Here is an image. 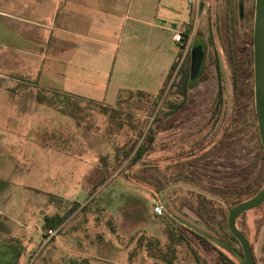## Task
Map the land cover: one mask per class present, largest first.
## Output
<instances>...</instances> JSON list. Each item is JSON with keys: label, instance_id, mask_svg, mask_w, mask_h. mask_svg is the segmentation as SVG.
<instances>
[{"label": "rangeland", "instance_id": "rangeland-1", "mask_svg": "<svg viewBox=\"0 0 264 264\" xmlns=\"http://www.w3.org/2000/svg\"><path fill=\"white\" fill-rule=\"evenodd\" d=\"M43 2L0 0V264H82L84 260L92 264L95 261L93 255H97L89 250L92 224L106 219L108 214L122 212L126 206L123 203L131 204L132 215H146L152 204L160 201L158 190H162L163 197L174 211L189 221L202 223L195 211L200 200L197 195L212 200L213 195L205 191L209 186L211 190L220 187L226 192L239 191L245 185L250 190L262 183L264 174L256 176L259 163H255L254 173L249 175L247 162L252 159L251 154L242 156V162L239 161L238 150L248 148L249 152L255 151V140L250 135V128L245 130V124L241 125V135L235 138L241 140L235 142L233 148L226 145L220 167L214 169L217 170L212 178L204 174L207 170L200 165L185 178L187 184L172 181L177 165L192 153L194 147H189L192 140L202 137L204 130H197L200 127L197 118L203 121L205 107L214 96L216 78L212 55L215 47L210 41L216 46L225 93L230 79L226 56L228 49L231 52L230 34L241 67L247 68L251 52V76L247 81H251L253 92L252 36L248 34L247 14L251 9L252 32L254 0H190L189 12L187 0H169V3L162 0L156 18H147V21L168 26L170 30L154 27L153 32L146 25L144 34L137 41L128 40L126 32L129 25L138 24L131 20L136 17L133 10L141 8V2L130 0L127 18H131L123 19L119 29L123 27L125 32L111 40L114 47L67 35L70 47L63 51L58 45V38L64 35L56 22L58 10L50 12ZM237 2L245 8V20L238 18ZM180 21L188 23L185 28L191 38L186 49L180 50L176 61L178 46L173 37ZM92 31L87 29L86 33ZM104 33L108 34V31ZM153 34L155 42L151 38ZM76 43H81V49L74 45ZM198 44L204 47L206 65L194 83L186 86L187 96L183 99L177 92L180 87L176 83L183 69L189 68L191 49L195 52V62L200 60ZM85 48L93 50L96 56ZM120 50H124L127 60H121L115 54ZM110 53L116 55V60H112L115 55L109 60ZM60 54L68 56L60 61ZM86 55V60H81V56L85 58ZM172 61L176 64L169 70ZM76 63L91 65L93 70L77 69ZM83 71L91 74L88 77L96 76L95 81L86 79L80 83L77 75ZM118 84L121 90L115 92ZM36 90L49 97L53 106L38 103ZM68 96L82 99L85 114L80 124L61 111L66 108ZM227 98L230 103L229 94ZM242 100L245 103L243 97ZM182 101L178 112L170 113L169 103ZM101 105L119 106V112L129 116H122V129H116L100 112ZM245 112L242 118L247 123ZM148 134L154 139L143 157L146 168H130L122 157L120 146L127 139L130 145L136 144ZM61 136L65 139L60 140ZM59 147H63L70 157L57 151ZM76 158L82 163L77 167L68 166V162ZM93 163L98 164V171L92 169ZM152 169H156L155 181L149 179ZM161 174L165 176V183L170 181L162 189L157 188ZM187 181L195 183L190 185ZM107 184L115 188L108 190ZM123 186L129 187L126 192L130 201H122L119 195H115L125 191ZM202 207L207 222L215 224L216 219L222 218V215H214L209 203H202ZM217 207L221 212L225 211L224 204ZM163 209L154 221L159 227L152 228V221L145 219L136 222L144 231L140 234L143 237L139 244L141 248H129L126 257L119 252L114 262L104 263L221 264L218 261L220 251L231 256L216 245L220 251L202 244L188 231L184 234L185 241L174 239L171 246L166 247L169 240L162 227L174 225L170 210ZM53 215L64 216V219L56 226L57 235L42 244L40 236L48 227L44 218ZM237 225L246 232L258 258L263 260L264 205L244 212ZM228 239L236 250L240 248L237 240ZM146 240H157V244L147 245ZM145 248H174L175 257L167 263L151 257ZM262 262L264 264V260Z\"/></svg>", "mask_w": 264, "mask_h": 264}, {"label": "crops", "instance_id": "crops-1", "mask_svg": "<svg viewBox=\"0 0 264 264\" xmlns=\"http://www.w3.org/2000/svg\"><path fill=\"white\" fill-rule=\"evenodd\" d=\"M43 2L45 5L50 8V12H54V10H58V14L56 16V22L58 23V28L61 30V33L64 34L63 36L58 38V45L60 46V50L69 49V39L67 35H70L76 39H83V40H89L94 41L97 43H101L105 46L114 47L111 40H115L117 37H120V33H124L123 27L119 29L121 24L123 23V19L127 18V13L130 11V0H44ZM141 2V8H135L133 10V13L136 15V17H132L133 22H136L138 24H131L127 28L126 36L128 40H134L137 41L142 35L144 34V26H149L150 28L156 27L157 29L169 31L168 26L164 25H155L154 23L147 21V18H156L157 15V9L161 6L162 0H140ZM166 2L169 3V0H166ZM189 2L190 0H187V6H188V12L190 10L189 8ZM149 12V14H148ZM131 17L128 16L127 19H130ZM150 22V23H149ZM180 25H184L187 27L188 23H185L184 21H180L179 24H177V28ZM124 26V24L122 25ZM87 29H92L93 33H86ZM107 29V30H106ZM104 31H108L107 33H104ZM154 32V30H153ZM66 35V36H65ZM153 38V41L155 42V34L151 36ZM178 46V53L180 52V44L178 42H175ZM73 45V43H72ZM74 45H77L78 49H81V43H76ZM86 51H88L91 55L96 56L95 52L93 50H89L88 48H85ZM124 50H120V52L115 53L117 54L121 60H127L128 56L125 55ZM76 52V51H75ZM70 53V52H69ZM114 54V55H115ZM66 54H60L59 59L62 61ZM111 55V56H110ZM112 53L108 54L109 60L113 58ZM68 56V55H66ZM88 55H86L85 58L81 56V60H86ZM101 60H104L101 56ZM112 60H116V55ZM174 60V59H173ZM173 62V61H172ZM76 67L80 69H87L88 71H92L93 67L91 65H85V64H79L76 63ZM171 65V64H170ZM170 68V67H169ZM168 72V71H167ZM80 77L79 82L83 83V81H86V79H92L95 81L96 76H91L90 73H87L83 71V73H80L77 75ZM83 77V78H82ZM91 81V83H93ZM108 85V84H107ZM121 85L118 84L117 89L115 92L121 90ZM63 136L60 137V140H64ZM50 150L51 148L48 147ZM57 151L65 152V149L63 147H59ZM67 157H70L66 153ZM82 161L78 158L70 160L68 162V166H78L81 164ZM92 169H95L98 171V164L93 163L91 165ZM108 187V188H107ZM107 189L112 190L115 188V186H112L111 184H107ZM105 188V186H104ZM103 188V189H104ZM105 188V189H106ZM129 189V187L123 186L122 190L125 191H119L115 195H119V198H121L122 201H130V196L128 192H126ZM112 195H114L112 193ZM160 203V201H157ZM156 203V202H154ZM153 203V204H154ZM125 208L122 212L117 214H108L106 219H100L98 222L92 224L91 228V247L90 252L97 254L96 256L93 255V258L95 259L92 264H106L104 263L112 261L114 262L117 258V253L120 252L124 255V257L127 256V250L129 248H141V246H137L136 244V237H139L142 231L140 225H136V222L145 219L147 221H152V228L159 227V225L155 224L156 220L159 215H156L151 210L146 215H132L131 214V204H125L123 203ZM152 204V205H153ZM130 210V211H127ZM103 221V222H102ZM155 221V222H154ZM65 223H67L65 221ZM63 224V223H62ZM64 225V224H63ZM62 225H60L61 227ZM138 227V229H137ZM72 240V239H71ZM124 248V249H122ZM120 257H118V261ZM93 259V260H94ZM108 264V263H107ZM120 263V261L118 262Z\"/></svg>", "mask_w": 264, "mask_h": 264}, {"label": "flooded vegetation", "instance_id": "flooded-vegetation-1", "mask_svg": "<svg viewBox=\"0 0 264 264\" xmlns=\"http://www.w3.org/2000/svg\"><path fill=\"white\" fill-rule=\"evenodd\" d=\"M237 10H238V18L245 20V15H244L245 8L242 7L240 2H237ZM210 35L212 36L211 32H210ZM211 36H208V37H211ZM211 39L212 38H209V40H211ZM210 43L212 44V47H215V48H213L214 53L212 55L213 56L212 65H213V69H214L213 71L215 73V78H216L214 96L210 100V103L205 107L206 115H205V118L203 119V121L201 122L200 120H202V119L197 118V123L200 126L197 128V130H201V129L204 130V132L202 133V137H200L199 139H193L192 143L189 145V147H191V148L194 147L192 149V153L186 155L183 158L185 161L181 165H177L179 163V161H177V163H176V165H177L176 171H175L176 173H174V175H173L174 177L172 180L174 183H178V182L182 181L181 183L187 184L185 178L190 177L191 170L192 169H199L200 165L203 166V169L207 170V172H205L204 174L207 175L209 178H212V174L216 173L214 171L217 170V169L216 170H214V169L218 168V166L220 167V164L222 162L221 157H222V155L225 154L226 145H229V149H230V146L233 148V144L235 142H238L241 140V138H238V139H235V138H236V136L239 137L241 135V133H242L241 125L242 124L243 125L245 124L244 125V128L246 127L245 130H247V127L250 128V135L255 140L256 144L254 145L255 151H253V153H252V151L249 152L248 148H246L245 151L238 150L237 154L239 157V161H240V163L242 162V156H246V155L249 156L251 154L252 159L249 162H247L248 163L247 167H249V169H250V170L248 169L249 175H253V173H254L253 169H254V166H256L255 163H257V164L259 163L260 168L263 164V170L262 169L261 170L263 171V174H264V161H263L262 148H261L258 130H257L254 106L252 103L253 92L251 90V98H250V93H249L250 91L248 89V86H249V83L247 81L248 74L245 73V68L241 67L239 56H238V62L240 64L241 70H240V74L238 77V83L234 84L233 83L232 70H231V67L229 64V59H228V55H227L228 53H227L226 56H227V61H228V65L230 68V79H229V83H228V88H226V93H225V86H223V84L221 82L222 81V79H221V66L219 64V60L217 58V54L215 51L216 46L211 41H210ZM197 47H198V54H199L198 58L200 59V60L198 59L199 60L198 63L195 62V58H194L195 52L192 51V49L190 50V63H189V68H188V84L194 83V81L203 73L204 66L206 65V63H205L206 56H205L204 47H203V45H199V44L197 45ZM216 63L219 67V72H217V70H216ZM227 94H229V96L231 97L230 103L227 102L228 101ZM225 95H226V97H225ZM186 96H187V93H186ZM242 97H243V99H245V103L243 102ZM182 103L183 102L179 103V104H181L179 108H181ZM241 107H242V110H241ZM168 108H169V106H168ZM178 109L173 110L170 113H173V115H174L175 113L178 112ZM244 110L246 111L245 116H247V123H244L243 122L244 119L242 118V116L244 114ZM169 111H170V109H169ZM228 111H229V113H228ZM203 145H204V147H203ZM238 145L240 146L241 144H238ZM243 153H245V155ZM186 164H187L186 170H184L183 167ZM241 166H242V164L239 167L240 171H241ZM260 168L257 170L258 172L256 173V176L259 173L261 174ZM182 170H184V171L182 172ZM252 170H253V172L251 173ZM193 172L197 173V170H193ZM239 174H240L239 176L241 177L242 173L240 172ZM182 175H184V176H182ZM169 182L165 183V176H163V174L160 175L159 183L163 184L161 189L164 188V186H165L164 184H167ZM187 182H189V181H187ZM192 183H195V182H192ZM192 183H190V185H192ZM257 184L254 185L253 187L257 186ZM188 186H189V184H188ZM218 186H220V185H218ZM202 189L205 190V188H203V187H202ZM207 189L208 190H205L206 192H208L207 194L213 195L212 200H213L214 204L227 205V202L226 201L224 202L223 197L218 195L219 193L217 194L218 190H221L220 187H217V188L211 190V188L209 186ZM240 191H242V187L239 189V192ZM199 195H200V193H199ZM197 197L201 201H206V196H204L202 194L200 196L197 195ZM176 199H178V201H180L178 197ZM261 204H264V202ZM243 213H241L240 215L237 216V220ZM239 229L244 233V235L246 236V238L249 242L252 257L255 260L256 264H263L262 261L264 260V258H263V260H260L258 258L257 253L252 248V244H251L246 232L241 227ZM239 247H240V245H239ZM238 251L241 252V249L239 248Z\"/></svg>", "mask_w": 264, "mask_h": 264}, {"label": "trees", "instance_id": "trees-1", "mask_svg": "<svg viewBox=\"0 0 264 264\" xmlns=\"http://www.w3.org/2000/svg\"><path fill=\"white\" fill-rule=\"evenodd\" d=\"M251 15H252V12H251V9H249V13L247 14V16H248L247 20H248V24H249V33L248 34L250 37H251V33H250L251 32V28H250V26H251ZM232 38H233V35L230 34L231 52H229V49H228L227 55H228L229 64H230V67L232 70L233 83L237 84L241 69H240V64L238 62V55H237L236 48H235V42L233 41ZM179 56H180V53H177L176 61L178 60L177 57H179ZM175 62L171 63L169 70L174 69L175 64H176ZM247 62H248L247 68L245 70L248 71V76L250 77L251 76V52L250 51L248 54ZM187 69H188V67H185L183 69V73L180 77V80L178 83H176L180 87L177 90V92L182 94L183 99L186 97V86L188 84V70ZM216 70H217V72H219V67H218L217 63H216ZM167 77H169V74H167ZM248 89L250 91L249 93H250V98H251V81L249 83ZM35 100L40 104H44V105L49 106V107L53 106L52 100L49 97H47L46 95L42 94L41 90H36ZM81 100L82 99H80L78 97L68 96L67 102H66V108L61 110L66 116L73 119L76 122V124L81 123V121L83 119L82 116H84V114H85L83 111V107L81 105ZM182 102H184V101H182ZM180 105L181 104H174V103L170 102L169 103L170 112L178 109L180 107ZM118 107L119 106L108 107L105 105H101V107H100L101 111L100 112L103 115H105L106 117H108V120H110L111 123H113L114 127L119 130V129L123 128L122 116H126V118H129V116L120 113L119 112L120 110ZM151 131H150V133H151ZM153 139H154V136H152V134H148V136L145 139L142 138L136 144L132 143L130 145L129 139H127L123 142V144L120 146V150H122V157H123V159H126L128 161L127 163H128L130 168L135 167V166H140L141 168H146L144 166L145 163H144L143 157L148 150L149 144H151L153 142ZM117 158H118V156H116V159ZM186 166H187V164L184 165V167H183L184 170L186 169ZM261 169L263 170V164L261 166ZM184 170H182V172ZM262 170H261V173H263ZM155 173H156V169H152V171H149V179H152V180L154 179V181H155ZM162 186H163V184L162 183L160 184L158 182L157 188H161ZM260 186H261V183H258L257 186L249 188L250 190H248V188H247L248 185H245L244 188L242 189V191H240V192L234 191V190H230V191H226V192H225V190H218L217 194L219 193L218 195L223 197L224 202L225 201L227 202V205H225V211H223V212H221L220 207H217L216 204L213 205V200L212 201L206 200V202L199 200L197 205H196L195 211H196V214L198 215V217H200V219L202 220V223L198 222V221H194V223H196L197 225H199L200 227H202L203 229H205L209 233L222 238L224 241H226L232 245V243L228 239V237L231 238V240H233V241H236V239L229 233V231L227 229V225H226L227 208H228V206H231V205L235 204L236 202L252 195L255 191L258 190V188ZM202 203H209L211 208H212V212L214 213V215L217 217H218V215H222V218L218 219V220L216 219L215 224H211V223L207 222V220L205 219V217L203 215ZM263 205L264 204H261V205L257 206L256 208H259L260 206H263ZM63 219H64V216H58V215H53V216H48V217L46 216L44 218V223L48 227H50V226L56 227L63 221ZM170 219L172 220L174 227L173 226H169V227L166 226L165 227V225H163V227H162V228H164L163 229L164 234H166V236L168 237L167 239L170 241V242L168 241L165 244L166 247H170L171 244L173 243L172 241L174 239H177V241H180V240L185 241V235L184 234H185V231H188L191 234H193L194 237H196L198 239V241H200L202 244L214 247L215 249L218 250V248H216V246L209 239L205 238L204 236L198 234L197 232L189 229L185 225L176 221L171 215H170ZM142 239H143V237L139 236L136 240V244L138 243V245H139L141 243ZM147 241L148 240H146V242ZM154 243L157 244V240H154V241L149 240L147 242V245H152ZM145 249H146V251L149 252V255L151 257L157 258V259L164 261V262H167V263H171L172 259L175 257L174 252H173L174 248H145ZM218 251H220V250H218ZM230 257L227 254L220 251L219 256H218V261L221 264H236V262L233 260V257L232 256H230ZM82 264H88L87 260H84V262Z\"/></svg>", "mask_w": 264, "mask_h": 264}, {"label": "water", "instance_id": "water-1", "mask_svg": "<svg viewBox=\"0 0 264 264\" xmlns=\"http://www.w3.org/2000/svg\"><path fill=\"white\" fill-rule=\"evenodd\" d=\"M251 36L253 106L264 161V0H254ZM158 195L163 208L170 210L171 216L176 221L209 239L218 248L229 253L237 264H256L252 257L249 242L237 226V216L264 202V177L261 187L255 193L227 208V229L238 241L241 252L222 238L209 233L196 223L189 221L186 217L174 211L163 197L162 190H158Z\"/></svg>", "mask_w": 264, "mask_h": 264}, {"label": "built area", "instance_id": "built-area-1", "mask_svg": "<svg viewBox=\"0 0 264 264\" xmlns=\"http://www.w3.org/2000/svg\"><path fill=\"white\" fill-rule=\"evenodd\" d=\"M191 35L186 32V28L184 25H180L176 30H174V42H178L180 44V48L185 50L189 45ZM163 206L161 203L156 202L152 205V211L156 215H161L163 213ZM58 233V227H47L44 232L40 236V242L42 244L47 243L51 238L55 237Z\"/></svg>", "mask_w": 264, "mask_h": 264}]
</instances>
